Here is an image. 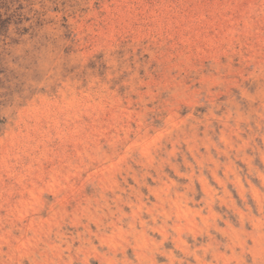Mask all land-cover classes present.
<instances>
[{"label": "rangeland", "instance_id": "rangeland-1", "mask_svg": "<svg viewBox=\"0 0 264 264\" xmlns=\"http://www.w3.org/2000/svg\"><path fill=\"white\" fill-rule=\"evenodd\" d=\"M0 264H264V0H0Z\"/></svg>", "mask_w": 264, "mask_h": 264}]
</instances>
